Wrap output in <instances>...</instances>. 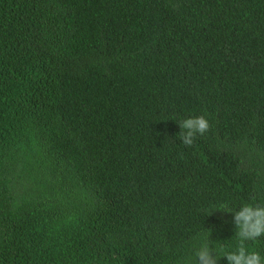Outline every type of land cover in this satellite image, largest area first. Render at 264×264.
<instances>
[{"label":"trees","instance_id":"1","mask_svg":"<svg viewBox=\"0 0 264 264\" xmlns=\"http://www.w3.org/2000/svg\"><path fill=\"white\" fill-rule=\"evenodd\" d=\"M246 204L264 0H0V264H228Z\"/></svg>","mask_w":264,"mask_h":264},{"label":"clouds","instance_id":"2","mask_svg":"<svg viewBox=\"0 0 264 264\" xmlns=\"http://www.w3.org/2000/svg\"><path fill=\"white\" fill-rule=\"evenodd\" d=\"M182 131L179 133L181 142L191 147L197 136H203L210 130L209 120L203 116H193L179 122ZM234 222L236 225V235L241 243L235 252H230L224 257L228 264H264V256L257 251H249L246 241H254L264 236V206L246 204L239 211L235 212ZM207 244H201L196 250V264H218L216 255Z\"/></svg>","mask_w":264,"mask_h":264}]
</instances>
